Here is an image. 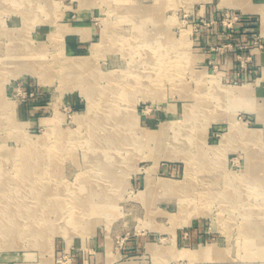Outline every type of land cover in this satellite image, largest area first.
Returning <instances> with one entry per match:
<instances>
[{"label":"rangeland","instance_id":"1","mask_svg":"<svg viewBox=\"0 0 264 264\" xmlns=\"http://www.w3.org/2000/svg\"><path fill=\"white\" fill-rule=\"evenodd\" d=\"M45 1L42 7L43 1L31 8L9 1L0 7V31L10 30L4 36L0 33V102L6 106H0V166L5 163L2 169L16 174V165H21L18 157L28 141L39 144L29 147L32 152L27 162L39 165L42 147L54 148L58 143L60 153L55 159L60 167L52 171L76 187L80 173L98 171L88 162L87 141H93L88 132L99 133L105 125L102 134H126L135 144L121 151L122 181L112 191L115 201L109 221L102 218L94 227L73 225L71 204L62 201L51 211L56 226L49 234L48 247L14 237L0 246V264H99L94 257L104 249L110 257L108 264H264V227L259 233L262 240L257 242L244 232L247 219L264 223V212L259 209L263 195L247 183L243 184V200L237 191L243 181L238 177L246 172V165L264 160V136L255 143L250 140L254 133L264 135V13L256 10L264 7V0H130L139 12L152 2L158 6L149 20H143L144 38L134 49L124 51L108 44L97 54L107 26L115 38L137 35L126 17L128 7L119 0ZM23 10L31 13L25 15ZM88 24L93 36L83 39L79 32L90 37ZM153 35L170 39L163 52L168 54L165 58L176 61L171 74L174 80H156V97L149 96L151 91L142 85L122 87L132 79L131 74L138 76L148 68L144 62L133 66L134 60L160 55L158 39L149 48L144 42ZM14 42L20 45L18 50L31 46L35 54L41 51L43 57L38 60L48 68H5L3 47ZM67 58L93 63L88 74H79L89 89L65 74ZM151 76L157 77L155 72ZM120 79L121 84H114ZM112 84L117 86L116 96L110 93ZM244 85L251 89L239 95L226 93L225 89ZM87 90L106 110L115 98L125 125L114 127L115 121L93 125V116L84 123L76 121L75 116L88 109ZM194 105L197 114L192 113ZM130 113L140 119L138 127L129 124ZM167 122L178 130L188 127L190 137L185 141L192 165H204L205 173L219 180L230 174L234 182L228 186L234 199L203 205L191 224L175 222L180 212L173 200L163 195L148 200L141 196L148 186L149 169L155 181L186 177V159L161 157L160 141L144 145L139 138L142 128L158 129ZM245 126L250 130L245 129L246 136ZM176 130L170 128L168 136H162L168 144L174 143ZM64 133L66 140L59 143ZM38 149L43 152H33ZM133 168L137 172L128 183L126 176ZM39 203V199L33 201ZM96 241L100 249L93 248ZM151 245L160 250H151ZM218 251L224 254L218 257Z\"/></svg>","mask_w":264,"mask_h":264},{"label":"bare ground","instance_id":"2","mask_svg":"<svg viewBox=\"0 0 264 264\" xmlns=\"http://www.w3.org/2000/svg\"><path fill=\"white\" fill-rule=\"evenodd\" d=\"M7 1L13 6H21L22 8L25 6L31 8L39 1L40 5L41 1H43V4L40 6L42 7L46 2L45 0H0V7H2ZM119 4L128 7L126 10V17L131 19L130 21H132L133 26L135 25V29L138 33L133 37L126 36L118 38L120 37L118 36L115 38L116 33L114 34V32L109 30L107 26L103 33V44L96 48V54L108 44H112V46L124 51L134 49L144 38V34H146L144 33L143 20H149L158 9V6H156L157 4L154 2L148 4L144 10H140V12L138 9H135L133 2L131 3L130 0H119ZM263 8L256 7V10H262L264 13ZM23 13L26 15L30 14L31 11L23 10ZM25 18L27 17L25 16ZM9 32L10 30L0 31L3 36ZM147 38L148 39H145L144 42L148 43V45L146 44L148 48L151 47L154 40L158 39L155 35H153V39L148 36ZM169 40L170 39L166 37H162L161 40L158 39V41L161 42V50L160 55H158L157 58H152V56L147 55L146 57L144 56V58H141V60L136 62L135 60L133 61V66H138L144 62L148 68H146V71L138 72V76L131 74L132 79L124 82L122 86L124 89L138 88L142 85L143 87L149 88V91H151L149 96L156 97L157 93L153 90L155 89V87H153L155 84H158L159 81L165 83L167 80L175 79L174 77H171V74L175 72L174 68L176 67V61L165 58L168 54L167 52H163L166 51L165 47L168 45ZM18 46L20 45L14 42L7 47H3L7 52L6 61H4L5 68L11 67L16 69L27 67L28 69H34L38 67V65H42L45 69L48 68L46 67L47 64L38 60V57H43L41 51H37L35 54L31 46H27L29 48H27L28 51L16 49ZM148 48L145 49L147 50ZM0 54H2L1 50ZM63 65L65 74L77 78L76 82L85 84L86 88L89 89V84L86 83L87 80L81 78L79 74L82 75V73L90 72V67L93 65L92 62L87 59L67 58L66 61H63ZM153 72H155L157 77L155 76L153 78L151 76ZM121 79L114 82V84H121ZM156 80L158 81L157 83ZM149 82H152L153 84H150ZM114 84L110 85L109 88L110 93L116 96L117 92L115 91L117 90V86L115 87ZM249 89H251L250 85H244L237 87V89L233 88L225 90L227 91L226 93L239 95ZM87 92L90 102L88 109L83 113L77 114L75 116L76 121L84 123L86 119L93 116V125L100 124L103 121H115L112 125L117 128H121V123L125 125V120L120 118L121 111L115 106L117 103L115 98H111L109 109L106 110V107L103 109L101 104L94 100L92 92L88 90ZM0 104H2L0 106L4 108L6 107L2 102H0ZM196 107L197 105H194L192 113L195 112L197 114ZM130 114L133 120L129 119V124L138 127L140 119L132 113ZM56 120L59 121V115ZM1 122L3 123V121L0 120V127L2 126ZM246 127L247 126L244 128V136L250 131ZM170 128L177 129V134L174 138V143L168 144L162 136L167 137V131ZM187 128L188 127H185L184 129L180 128L178 130L176 125H171L167 122L158 129L142 128V132L139 135V138L144 145L152 140L157 142L160 141L161 157L179 160L186 159L187 161L186 177L181 181L167 178L155 181L153 170L149 169L146 175L148 186L141 192V196L145 200L156 195H163L167 201L173 200L178 205L180 212L179 216L177 215V217L174 218L175 222L179 225L191 224L193 219L198 215L199 209L204 208L203 205H207L213 200L219 199L221 202H225L226 200L234 199V196L228 188L229 185H233L234 183L233 180H230L233 178L228 176L230 174H225V176L219 180L218 178L215 179L211 175L205 173L203 169L204 165H192L194 163L192 158L188 155L187 142L185 141V139L189 140L190 137ZM105 129L106 126L103 125V128H101L99 133L88 132L87 136L93 139L92 142H90L89 138L87 141L88 144L90 143L88 147V162L93 164L90 165L93 166V170L98 171H93L92 173H89L90 171H84L80 173L78 175V181L75 182V184L77 183L76 187L75 185L71 187L70 183L67 184L63 178H59V175L52 171L53 169L60 167V165H56L55 159V154H57L58 158V154L60 153V145L58 143L55 144L54 148L43 146L42 148L44 149V152L41 151V149H38L37 151L33 150V152H43L40 153V158H38V162H40L39 165H32L27 162L31 157L30 152H32L29 147L32 148L36 144H39L38 141H28V144L22 147V152L18 157L21 165H16V174L11 175L6 169H2L5 168V163L0 166V246H5L8 243H11V239L14 237H23V239H27L31 245L47 248L49 234L53 232V228L56 226V222L51 221V211L55 210L62 201L67 200L68 203L71 204L72 215L70 223L73 225L86 223L88 227H94L95 223L101 221L102 218H105V221H107L108 217H111L110 211L113 209V203L115 201L112 196V191L115 190L116 187H119L123 175L122 170L120 171L122 163L121 151L125 150L126 147L134 145L135 142L127 137L126 134L122 133L102 134ZM65 135L66 134L64 133L60 136L59 143L66 140ZM263 136L264 135L259 136L254 133L250 140L255 143L263 138ZM38 139L42 141L43 137L39 136ZM157 163L155 165L156 168L158 167ZM245 170L246 172L240 176L241 178L238 177V179L243 180L237 190L239 198L242 200L244 199L243 184L247 183V187H252L259 191L257 194L263 195V203L259 209L264 212V160H261L260 164L259 162L256 163V161L253 165L249 163L246 165ZM136 172L137 168H133L127 173L126 179H128V183L131 176ZM115 185L118 186L115 187ZM111 186L115 188L113 189ZM36 199H39L40 201L39 206L33 204V201ZM171 217H174V214H172ZM23 218H34V220L29 222L19 221ZM263 227V222L247 219V223L244 225V232H246L250 241L257 242L258 240H262L259 237V233L261 234ZM155 248L157 251L160 250L159 248L154 247V245L150 246V249L153 251ZM211 251L212 250H209L210 253ZM216 253L218 257H221L224 254L222 251ZM189 256L193 257L194 255L189 254Z\"/></svg>","mask_w":264,"mask_h":264},{"label":"crops","instance_id":"3","mask_svg":"<svg viewBox=\"0 0 264 264\" xmlns=\"http://www.w3.org/2000/svg\"><path fill=\"white\" fill-rule=\"evenodd\" d=\"M87 26H90L91 28V34H90V37H86L83 33L79 32L82 36L83 39H88V38H91L93 36V28L91 27L90 24H88ZM99 243L96 241L94 243H92V246L93 248H96V249H100V244L98 245ZM97 252L96 256L94 257L95 259V262L99 263V264H108L109 260H110V257H109V254H108V251L106 249L104 250H101V253Z\"/></svg>","mask_w":264,"mask_h":264}]
</instances>
